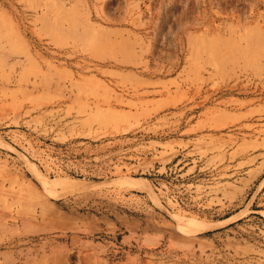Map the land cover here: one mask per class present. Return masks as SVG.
Returning <instances> with one entry per match:
<instances>
[{
	"label": "rangeland",
	"instance_id": "obj_1",
	"mask_svg": "<svg viewBox=\"0 0 264 264\" xmlns=\"http://www.w3.org/2000/svg\"><path fill=\"white\" fill-rule=\"evenodd\" d=\"M131 233L264 264V0H0V264Z\"/></svg>",
	"mask_w": 264,
	"mask_h": 264
},
{
	"label": "crops",
	"instance_id": "obj_2",
	"mask_svg": "<svg viewBox=\"0 0 264 264\" xmlns=\"http://www.w3.org/2000/svg\"><path fill=\"white\" fill-rule=\"evenodd\" d=\"M139 241L137 237L135 238V234H127L123 237L115 253H113L112 249L114 247L112 246L114 245L113 243L93 245L91 252L83 251L81 261L83 264H101L107 261L102 256L105 253L113 255L112 264H166V259L172 257L169 252L162 254L153 253V251L144 252L146 248Z\"/></svg>",
	"mask_w": 264,
	"mask_h": 264
}]
</instances>
